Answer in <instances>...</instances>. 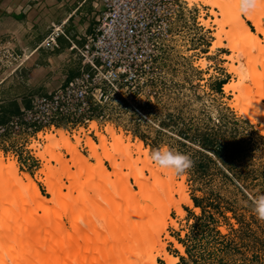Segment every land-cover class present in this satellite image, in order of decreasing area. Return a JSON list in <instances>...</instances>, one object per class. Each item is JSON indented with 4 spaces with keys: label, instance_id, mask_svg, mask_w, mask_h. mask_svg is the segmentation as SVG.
I'll list each match as a JSON object with an SVG mask.
<instances>
[{
    "label": "rangeland",
    "instance_id": "obj_1",
    "mask_svg": "<svg viewBox=\"0 0 264 264\" xmlns=\"http://www.w3.org/2000/svg\"><path fill=\"white\" fill-rule=\"evenodd\" d=\"M183 2L186 4L185 10L177 19L168 43L165 47H158L154 50L153 80L149 83V88L147 87L144 92H130L127 99L115 96L109 105L97 110L99 114L95 117V121L98 122L99 131L104 133L106 138L110 139L105 129L109 126L114 127L121 130L118 134L122 133L125 137H130L132 143L143 142L145 149L149 150V155L158 149L170 148L187 153L193 158L196 155L195 150L202 151L200 146L194 143L198 136L206 133L209 136L215 134L218 143L226 147L225 152H222L228 163L233 166L236 177L241 176L246 180L240 181L235 178L218 161L217 166L206 165V180L195 181L191 174L193 169L190 168L183 174H175L174 185L168 187L165 184H170V177L160 167L156 166L160 169V181L157 182L151 178V172L143 168V164L133 161L122 168L119 176L123 179L116 182L115 189L111 188V192L115 195L120 194L122 203H130L132 207L138 205L137 202L140 201L148 207L163 211V206L167 204L168 196L170 197L171 194L176 201H181V195L177 193V190L178 185L183 183L191 199L194 197L204 199L203 206L206 208H209V202L215 205L214 209L212 207V209H207L206 218H204L202 209L197 208L195 203L193 207L182 203L184 213L181 215L175 208H171L166 230L161 235V242L156 243L155 240H150L146 245L142 244L144 247H140L139 251H141L138 252L140 256L152 249L156 262L167 264L159 253L163 248L162 245H165V250L177 259V264H264V221L258 220L252 211L253 199L264 195V128L262 123L264 113H258V117L262 120L256 123L252 119L244 118L240 111L234 108L238 98L245 102L241 101L243 107L247 105L244 109H251L252 112H256V103L259 100L264 103V99L261 98L264 93V84H259L261 81L264 83V56H259L258 51L256 53V50L247 48L245 40L237 34V30H231L230 24L233 19L228 17V23H224V15L218 7L213 8L207 5V0H194L192 3L183 0ZM225 2L231 6L229 13L241 9V0L232 2L225 0ZM213 11L217 16L213 15ZM243 18L251 30L256 33L254 24L245 14ZM221 28L236 33L233 38L240 51L235 53L232 51L230 41H228L230 36L227 34L223 35L220 45H215L219 42L217 33ZM258 37L264 40V35L260 34ZM49 42L48 46H52L54 50L51 51L50 47H48L50 48L48 52L42 49L39 57H36L32 64L22 61L24 56L19 52L12 53L8 60L4 59L5 64L0 62L3 73L15 76V78L4 81L3 88L0 89V124L17 113L19 102L23 105L27 104L26 101L32 94H27L26 90L32 89L34 94L48 93L68 82L64 76L53 79L56 71L52 72L50 80L46 79L45 72L50 70L48 66L52 67V65L47 64L45 60L53 58L54 68H56V61L61 56V50L56 47L57 42H51V39ZM58 45L60 46L59 43ZM231 56L235 59L232 60ZM19 61L21 64H18ZM249 65L252 68L249 69ZM232 66L242 74L238 76L231 72ZM246 76L248 81L244 79ZM242 79L245 80V84ZM220 82H226L221 92L216 89ZM238 83L245 86H241L237 92L233 89L226 90L227 84L233 86ZM85 126V128L79 127L76 130L66 127L63 129H67L66 132L74 145L78 142L77 138L83 139L79 150L85 157H89L86 136L90 137L89 131L92 130L91 132L94 133L96 130L91 128L90 123ZM48 134H58V128H47L42 134L30 140V143L29 140H24V136L0 138V157H3L6 163L16 162L20 176L30 175L47 200L53 197L49 194L47 186L40 181L45 179L43 171L46 168L45 162L39 158L38 153L40 149L44 150L46 142L43 137ZM57 136L60 137V135ZM93 141L100 143L97 132H95ZM238 144L241 146L238 152H234L236 149L234 146ZM34 145L37 146L34 147ZM59 152L64 155L65 160L72 159V155L68 154L65 149ZM135 152L136 149H133V160L138 159ZM210 155L215 158L212 154ZM233 155L234 159H232ZM48 157L51 159L50 156ZM27 161L30 162L27 164ZM122 161L119 160V162ZM92 162L95 163V160ZM51 163L56 169L60 167L56 160H52ZM122 163L125 165V162ZM104 166L108 171H114L110 162L105 161ZM136 167L140 168L139 171L144 175L145 181L149 179V185L142 187L137 185L134 177L135 171H133ZM72 170L77 172L75 167ZM223 173L227 174L230 179H227ZM115 180L114 176L112 181ZM62 183L67 186L63 189L64 193H69L70 181L64 178ZM130 188L132 192L135 191L136 197L130 196ZM168 191H171L170 195ZM127 192L129 195L125 194ZM26 195L28 201H31L29 195ZM126 195L129 196L128 199L125 198ZM91 196L93 193L88 194L87 201ZM51 206L60 208L57 202L52 203ZM166 208L167 206H164V210ZM0 212H2L1 209ZM112 213L114 215L113 211ZM43 214L42 210L38 211L39 216ZM105 215H107L106 222L99 223L100 229L106 236L116 237L113 236V232L111 234L109 231L111 220L107 212ZM210 215L213 219L209 218ZM123 216L125 219L123 222H125L129 217H125V213ZM202 217L205 220L202 221ZM129 221L133 223L130 218L127 219L126 227L133 230L134 227ZM172 221H175L176 225ZM64 223L66 228L71 229V224L67 219H64ZM196 224L201 226L195 228ZM134 232L133 230L131 233ZM172 239L182 246L183 252ZM124 245L123 260L114 261L113 264H125L127 260H130L133 248ZM8 253L11 254L9 249ZM1 262L3 263V260L0 264Z\"/></svg>",
    "mask_w": 264,
    "mask_h": 264
},
{
    "label": "bare ground",
    "instance_id": "obj_2",
    "mask_svg": "<svg viewBox=\"0 0 264 264\" xmlns=\"http://www.w3.org/2000/svg\"><path fill=\"white\" fill-rule=\"evenodd\" d=\"M188 1L194 2V0ZM206 3L221 10L224 15V23H228L227 18L231 17L233 19L230 24L231 30H237V34H240L245 40L247 48L256 50V53L258 51L259 56H264V40L258 37L260 34L264 35V0H255V3L250 4L248 8L235 10L231 13L228 12L231 6L225 0H207ZM253 5L255 7H252ZM212 13L214 16L216 15L215 11ZM244 14L254 24L256 33L251 30L247 21L244 20ZM226 34L230 36L228 41H230L232 51L234 53L240 51L233 38L236 33L225 31L224 28L218 31L217 38H219V42L215 45H220L223 41V35ZM231 59L234 60L235 57L233 56ZM248 68L250 69L252 66L249 65ZM230 69L238 76L242 74L233 66ZM258 77H260V74ZM244 79L248 81L247 76ZM244 79L242 81L245 84ZM259 84L263 85L264 83L261 81ZM241 86L244 87L245 85L238 83L231 86L227 84L226 90L233 89L237 92L241 89ZM261 98L264 99V93H262ZM239 99H237L234 108H237L244 118L252 119L256 123L260 122L258 120H262V118L258 117V113H264L262 100L257 103L255 101L256 112H252L251 109H244L247 105L243 107L241 105L243 100ZM243 99H245L244 95ZM243 103L245 102L243 101ZM262 123L264 128V122ZM90 124H92L91 128L96 130L100 143L97 144L91 137L86 136L89 157H85L79 150L83 139L77 138L78 142L74 145V142L72 143L68 133L63 128L58 129V134H48L43 137L46 146L43 151L39 150L38 156L45 162L46 170L43 171L45 179L40 181L47 186L53 199L47 200L42 195L30 175L20 176L16 162L6 163V160L0 157V209L2 210L0 212V261L3 260L4 264H113L114 261L123 260L125 256L124 244L133 248V254L125 264H158L156 257L153 256L152 249L140 256L138 255V252L141 251H139V248L144 247L142 244L146 245L150 240H155L156 243L161 242V235L166 230L171 208H175L181 215L184 213L181 207L182 203L194 206V202L186 193L183 183L178 185L177 190V193L181 195V201H176L170 193L171 191H168V195H171L170 197L167 195L169 200L164 205L167 206L166 210L163 206V211L148 207L140 201L134 207L130 206V203H122L121 195L113 194L111 188L115 189L116 182L123 179H120L119 175L122 168L127 164L129 165V162L134 161L143 164V168L149 170L151 178L157 182L160 181L161 169L170 177V184H165L168 187L174 185L175 174L162 168L157 169V165H154L150 159L149 150L145 149L143 142L140 144L132 143L130 137H125L122 133L118 134L121 130L111 126L105 129L110 137L108 139L104 133L99 131L97 121L93 120ZM57 135H60V137ZM36 146L34 145V147ZM62 149L72 155L70 161L65 160L64 155L59 152ZM133 149H136L137 160H133ZM48 156L51 159H48ZM120 159L125 162V165L119 162ZM52 160L59 163L60 167L58 169L52 165ZM92 160H95V163ZM105 161L112 164L113 172L108 171L104 166ZM73 167L77 168V172L72 170ZM139 170L140 168L137 167L133 170L135 171L134 177L137 185L141 187L149 185V179L145 181L144 175ZM114 176L116 180L112 181ZM64 178H67L71 183L70 192L67 194L63 191L66 186L62 183ZM4 185L8 188L6 189ZM134 192L130 188V196L133 195L134 197L136 194ZM89 193H93V196L87 201ZM26 194L29 195L31 201H28ZM125 194L129 195V192ZM56 202L60 207L59 209L56 206H51L52 203L55 204ZM39 210H42L44 214L39 216ZM103 211L107 212L111 220L109 231L111 234L113 232V236L116 237L106 236L100 229L99 223L106 222L107 218ZM123 213H125V217L128 216L133 222L130 223L129 221L134 227V233H131L133 231L131 228L126 227V221L129 218L123 222L125 220ZM64 219L70 222L71 229L66 228ZM172 223L176 225L175 221H172ZM172 241L183 252L182 246L176 240L172 239ZM162 246L163 248L160 249L159 253L163 260L167 264H177V259H174L165 250V245ZM8 249L11 252L10 255Z\"/></svg>",
    "mask_w": 264,
    "mask_h": 264
},
{
    "label": "built area",
    "instance_id": "obj_3",
    "mask_svg": "<svg viewBox=\"0 0 264 264\" xmlns=\"http://www.w3.org/2000/svg\"><path fill=\"white\" fill-rule=\"evenodd\" d=\"M97 5L103 9L84 44L71 42L70 51L81 62L80 74L44 95L30 97L28 105L0 124V138L18 135L30 143L47 128L76 130L95 120L97 110L115 96L127 99L130 92L149 88L154 50L166 46L186 4L183 0H97ZM55 30L57 36H65Z\"/></svg>",
    "mask_w": 264,
    "mask_h": 264
},
{
    "label": "crops",
    "instance_id": "obj_4",
    "mask_svg": "<svg viewBox=\"0 0 264 264\" xmlns=\"http://www.w3.org/2000/svg\"><path fill=\"white\" fill-rule=\"evenodd\" d=\"M102 9L101 5H97V0H0V62L5 64L4 59L8 60L12 53L19 52L24 56L22 61L32 64L42 49H46V52L54 50L52 46H48L49 40L54 39L57 45L60 44L58 49L61 50V56L56 61V68L53 58L45 60L52 65L45 72L46 79L50 80V75L56 71L53 79L64 76L66 80H71L81 72L79 57L76 52L70 51L71 42L79 47L84 44L86 35L93 31L95 18ZM55 29L63 31L65 36H57ZM1 68L3 67L0 66V89L3 88L4 81L15 78L14 75L3 73ZM25 92L31 93L30 97L46 94H34L32 89ZM26 102L28 105L29 100ZM21 106L24 105L19 102L17 113ZM57 128L65 129L64 126ZM89 133L94 139L95 132Z\"/></svg>",
    "mask_w": 264,
    "mask_h": 264
},
{
    "label": "trees",
    "instance_id": "obj_5",
    "mask_svg": "<svg viewBox=\"0 0 264 264\" xmlns=\"http://www.w3.org/2000/svg\"><path fill=\"white\" fill-rule=\"evenodd\" d=\"M225 84H226V82H220L217 85L216 89L219 92H221L222 91V87ZM194 143L197 144L198 146H200V148L202 149V151L201 150H195V154L196 155L193 158H191L192 161H193V164H192V167H191V169H193V172L191 174L193 175L192 177H193V179L195 181L206 180V177H207L206 176L207 166L208 165L217 166V164H219V162H220L221 166L226 168L227 171L231 175L235 176V178L240 179V181H245L246 180L245 178H243L241 176H239V177L237 176L236 177L237 174H236L233 166L228 163L227 158L223 155V152H225L226 147L222 146L220 143H218L217 137L215 136V134H212L210 136L207 133L206 134H201V135L198 136V139L196 141H194ZM240 146H241V144H238V145L234 146L236 148V149H234V152H236L240 148ZM207 152H209V153H207ZM210 154H212L216 159L213 158ZM234 158H235V156L233 155L232 159H234ZM223 175L227 179H230V177L227 174L223 173ZM192 199H193V201L195 203V206L197 208H201L202 209L203 214H204V218H206V215L208 213L207 209H212L213 207H215L213 202H209L210 206H209V208H206V207L203 206L204 199L195 198V197L192 198ZM204 218L202 217L201 220L202 221L205 220ZM209 218L213 219L212 215H210ZM238 220H239V218H238ZM198 226H201V225L196 224L195 228H197Z\"/></svg>",
    "mask_w": 264,
    "mask_h": 264
},
{
    "label": "clouds",
    "instance_id": "obj_6",
    "mask_svg": "<svg viewBox=\"0 0 264 264\" xmlns=\"http://www.w3.org/2000/svg\"><path fill=\"white\" fill-rule=\"evenodd\" d=\"M252 3L253 0H241V9L248 8ZM150 159L158 167L176 175L183 174L193 164L190 155L170 148L158 149L151 152ZM252 211L258 220L264 221V195L253 199Z\"/></svg>",
    "mask_w": 264,
    "mask_h": 264
}]
</instances>
